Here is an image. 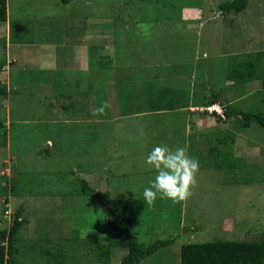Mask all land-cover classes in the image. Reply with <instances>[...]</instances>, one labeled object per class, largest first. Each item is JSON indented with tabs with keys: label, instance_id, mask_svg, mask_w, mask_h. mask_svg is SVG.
I'll return each mask as SVG.
<instances>
[{
	"label": "rangeland",
	"instance_id": "374dc122",
	"mask_svg": "<svg viewBox=\"0 0 264 264\" xmlns=\"http://www.w3.org/2000/svg\"><path fill=\"white\" fill-rule=\"evenodd\" d=\"M225 1L10 0L11 40H53L68 50L84 43L91 62L100 58L91 80L97 74L98 85L107 79L112 93L100 89L101 100L116 97L106 115L86 111L103 119L100 125L56 124L46 119L44 98L53 92V102L61 103L66 85L65 100L73 101L78 88L72 82L80 73L61 72L63 85L47 88L31 85L42 80L41 71L11 73L7 125L0 108V230L18 211L23 224L17 264L119 263L125 248H111L107 261L97 255L108 233L106 208L81 191L79 180L92 192L126 200L128 231L139 243L171 240L139 264H179L184 244L264 242V130L255 123L243 127L239 117L225 118L221 106L264 111L258 81L225 82L228 64L264 51V0H247L237 14L219 11ZM139 24L151 25L147 37ZM13 81L23 87L15 89ZM216 93L218 107L208 114L205 104ZM165 96L175 101L169 111L145 110V98L160 97L155 106L162 107ZM184 100L186 107L176 111ZM161 144L186 146L199 161L198 187L187 202L158 198L148 206L143 199L156 175L145 158ZM212 146L231 152L238 166L213 168Z\"/></svg>",
	"mask_w": 264,
	"mask_h": 264
},
{
	"label": "trees",
	"instance_id": "16d2710c",
	"mask_svg": "<svg viewBox=\"0 0 264 264\" xmlns=\"http://www.w3.org/2000/svg\"><path fill=\"white\" fill-rule=\"evenodd\" d=\"M62 4H67L72 0H59ZM247 0H226L219 4L221 13L233 12L235 14L244 10ZM5 20V0H0V22ZM264 51L255 52L253 55H246L240 61L234 60L228 64L225 79L234 85L245 84L250 81H258L264 90V66H261ZM4 95V89L0 86V96ZM213 100L205 107L210 106L218 99V94H213ZM179 97V96H178ZM162 108L171 109L175 103L171 97L162 98ZM159 101V100H158ZM160 103V102H159ZM222 106V115L225 118L239 117L243 127L255 123L264 130V111L241 112L229 107ZM204 107V106H203ZM214 115L213 113H211ZM219 119L218 117H216ZM220 144L223 142L219 140ZM214 152L212 167L215 169H235L239 159L233 157L231 152L210 147ZM80 189L91 198L106 208L107 215V236L105 245L97 247V255H103L105 261L109 259V251L113 247L125 248L126 253L120 257L118 264H139L140 261L156 252L159 248L171 243V240H157L151 244L139 243L136 237L128 231L127 225L130 222L127 214L126 200L111 199L104 192H92L85 181L79 180ZM4 188H0V194ZM23 220L17 211L6 230H0V264H17L15 255L17 254L16 242L19 228ZM48 254L51 256L50 252ZM179 264H264V242L263 241H211L197 244H184L178 251Z\"/></svg>",
	"mask_w": 264,
	"mask_h": 264
},
{
	"label": "crops",
	"instance_id": "0c3cea01",
	"mask_svg": "<svg viewBox=\"0 0 264 264\" xmlns=\"http://www.w3.org/2000/svg\"><path fill=\"white\" fill-rule=\"evenodd\" d=\"M10 0H5V20L1 22L0 25V86L4 89V95L0 96L2 98L0 102V108H3L5 111V119L4 123L7 125V122L9 119V107L6 103H8V95L10 94V83L11 79H13L11 76V73L16 74H32L35 75L37 71H41V74L39 77L42 76V79L38 83H32L31 85L39 86V88L43 87H49V86H56L60 87L63 85V83L59 80H64L66 77V74L59 75V73L64 72L65 73H80L79 78H74L72 84L74 87L76 86V89L78 91L72 94L75 95V99L73 101H67L66 98H69L68 90L66 85L63 86L62 90L60 91L61 99L60 102L58 100H55L56 103L53 102L51 95L49 94V98H44L47 101L46 109V119L49 121H52L56 124L64 123V124H70V123H78V124H92L94 122L96 125L97 122H101L103 119L101 118H94L89 113H86V111H95L97 108L101 107L105 102L110 105L106 110L108 111L113 109V106H116L115 100L116 97L114 96V100L107 97L106 99L101 100L100 98V89L107 91L110 93V89L106 87L108 84L107 79L103 81L101 84H97L96 82H93L90 78V73H94V68L99 67V61L98 59H93V61H90V56H88V47L85 46L84 43H81V45H75L74 48L70 47L71 49L68 50V48H62L61 44L53 41V40H40L34 45V42H23L21 40H11L10 39V20H9V5ZM23 5V4H22ZM24 6V5H23ZM25 44V45H24ZM15 51H14V50ZM100 47L97 48V51H100ZM65 57V58H64ZM72 60L73 67L67 66V59ZM76 61V63H75ZM65 63L66 65H63ZM75 63V64H74ZM95 66L91 69H89V66L91 65ZM71 64V66H72ZM90 64V65H89ZM71 70V71H68ZM12 71V72H11ZM19 71V72H18ZM32 71V72H31ZM18 72V73H16ZM22 72V73H21ZM46 72L47 74H44ZM43 73V74H42ZM106 73V72H105ZM63 75V76H62ZM69 75V74H67ZM71 75L67 76V78ZM38 77V76H37ZM101 77V75L99 76ZM66 78V79H67ZM15 79V76H14ZM13 79V80H14ZM99 79V78H98ZM225 82H230L226 80ZM71 83V81H70ZM82 83L84 84L82 86ZM13 85H16L17 87H13L17 89H21L23 87V84L19 85L16 81H13ZM80 87V89H79ZM27 89V88H26ZM61 89V88H60ZM109 89V90H108ZM178 89V90H177ZM45 90V89H44ZM53 91V90H52ZM176 93H181L180 86L179 88H176ZM115 93V92H114ZM48 94V92H47ZM112 93H110L111 95ZM165 92L161 93V96L164 95ZM145 98V97H144ZM159 98H156V100H148L145 98L146 105L145 110L147 112H161V111H169V109L162 108L155 106L159 103ZM163 100V99H162ZM68 104H67V103ZM113 102V103H111ZM179 102V107H176V111L183 109L186 107L187 101L184 100V102L181 105V102ZM186 102V103H185ZM66 103V104H63ZM177 104V103H176ZM113 107V108H112ZM212 107H218L215 103L212 105ZM189 109H196V106H193V108ZM214 109V108H213ZM191 111V110H190ZM68 112V113H67ZM109 112V111H108ZM89 114V115H88ZM88 117V118H87ZM46 120V121H47ZM100 125V123L98 124ZM48 142V140H45Z\"/></svg>",
	"mask_w": 264,
	"mask_h": 264
},
{
	"label": "clouds",
	"instance_id": "9594fccd",
	"mask_svg": "<svg viewBox=\"0 0 264 264\" xmlns=\"http://www.w3.org/2000/svg\"><path fill=\"white\" fill-rule=\"evenodd\" d=\"M137 27L143 31L145 37L149 35L151 25L139 24ZM212 105L205 107L208 114L215 111L210 109ZM108 107L110 105L105 102L95 110V114L106 115ZM145 163L156 173L149 186L143 190L146 205L154 206L158 198L171 200L174 205L180 204L194 195V189L198 187L200 167L199 161L189 155L186 146L173 149L167 144L157 145L147 154Z\"/></svg>",
	"mask_w": 264,
	"mask_h": 264
}]
</instances>
